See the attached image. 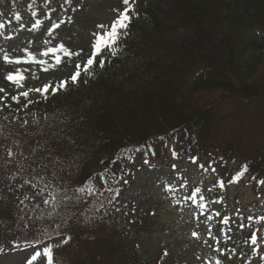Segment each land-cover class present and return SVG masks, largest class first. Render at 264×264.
<instances>
[{
    "label": "rangeland",
    "instance_id": "374dc122",
    "mask_svg": "<svg viewBox=\"0 0 264 264\" xmlns=\"http://www.w3.org/2000/svg\"><path fill=\"white\" fill-rule=\"evenodd\" d=\"M112 1L79 0L78 10L75 11L77 24L87 25L88 30L92 29L101 18L109 16ZM153 1L149 0V2ZM164 2L167 3L168 0ZM221 19L229 21L226 18V11L221 15ZM104 20L103 18L102 21ZM220 28L225 30L223 27ZM241 28L242 26H238L234 30L236 35L240 34ZM183 33L182 30L179 31V38H184ZM230 41L231 39L227 42ZM243 60L248 61L246 58ZM122 62L133 69H138L135 73L140 77L137 80L138 84L147 79V73L142 68L143 62L139 59L131 58ZM220 62V60L217 61L219 65H221ZM256 68L260 76L257 75L255 81L264 83V61L258 60ZM226 72L221 70V76L213 81L231 84L230 76L225 77ZM231 73H233L232 70ZM102 77L106 83H112L119 81L121 74H117L116 69L109 66L102 72ZM235 77L238 78V76ZM242 79L239 76L240 83L245 84L247 81ZM81 83V85L70 84L66 91L49 96L47 100L43 99L40 106L56 107L65 103L69 97L86 94L88 86L86 83ZM162 86L166 88V94L169 90L174 91L178 83L165 82ZM258 86L264 85L258 84ZM231 96L232 94H223V91L211 88L203 92L199 91L184 99L185 101L176 98L169 103V99L164 95L162 102L159 101L160 103L157 102L150 107L144 104L140 107L143 110L138 108L137 112L133 110L131 114L138 118L141 114L151 120L157 119L156 122L159 124H151V126L161 129L160 127L164 128V126L160 123L166 122V119H172L168 122L169 126L181 123H174L177 115L183 110L181 107L188 110L190 108L192 111L196 109L194 113H197L201 107ZM258 99L255 101L249 98L246 105L244 102V105L226 107L220 104L219 107L220 115L234 123L237 138L242 136L240 140L243 143L240 147L252 152L256 150L255 144L259 142L264 144V98ZM163 104L173 106L163 111L164 114L159 109V113L163 114L161 115L158 114L157 107H162ZM37 105L38 103L31 105L29 109L32 108L34 111ZM227 124L229 125L228 122ZM244 129L246 131L242 134L240 130ZM215 134H226L225 136L229 139L231 131L223 123L218 126ZM258 137L259 139H256ZM173 150H175V144L171 143L167 147L166 155L160 159L146 163L142 159L138 168H131L132 175L117 184L116 189H119V195L111 202L110 210L106 214V221L118 231L125 244L124 255L116 254V264L126 260L127 264H215L217 260H221L222 264H264V185L252 184L250 179L240 178L237 182L236 175L242 164V159L237 156L233 158L229 168L223 169L213 158L205 155L188 156L181 160L172 159ZM191 157L198 158L195 164L192 163ZM74 168L75 165L72 164L64 170L70 173ZM212 168L215 171H212ZM58 180H61V175L56 173L53 177L55 185ZM261 180H264V176ZM221 181L224 184L223 187L220 186ZM198 188L199 192H197ZM201 204L205 207L201 208ZM38 210L41 211H38V214L55 211L51 205H42ZM24 216L26 215L23 214L18 218V224L26 226L29 224L30 216H26L27 218ZM225 220L228 223H224ZM35 226L36 224L31 222L27 226L30 228L28 231L33 232ZM89 228V225L82 226L77 234L83 235V238L99 234L95 230L88 231ZM193 232H197L199 238L193 237ZM29 234L27 232L26 236ZM249 235L257 238L255 245L251 243L252 239L248 237ZM40 239L45 238L40 237ZM62 239H56L53 245H60ZM61 246L69 248L70 243ZM227 248H231L227 253L218 254L217 249L222 251ZM31 252L32 248L23 247L3 253L0 255V264H25Z\"/></svg>",
    "mask_w": 264,
    "mask_h": 264
},
{
    "label": "trees",
    "instance_id": "16d2710c",
    "mask_svg": "<svg viewBox=\"0 0 264 264\" xmlns=\"http://www.w3.org/2000/svg\"><path fill=\"white\" fill-rule=\"evenodd\" d=\"M225 10L236 17L235 25L237 27L240 26V23L242 24V22L248 20V22L259 24L261 29L252 39L246 38L243 35H240L238 38L235 37L231 33L233 23L228 21L225 25L224 22L226 21L221 19V15H223V11ZM172 16L174 17L173 21H175V17H178V21L181 20L188 22L189 25L191 24L193 26V38L195 39L191 38L187 45L180 48L178 45L174 49H172L174 43H169L164 39L163 44H160L158 41L160 50L158 52L159 57L157 58H162L161 53L163 52L168 55L164 60L167 62L171 59L174 65L188 59L192 61L196 59L198 63L199 61H203L200 63L205 66L204 77L206 79H204L201 85L196 86L194 94L212 88L223 91V94H232L231 97H227L231 99L244 98L243 101H245L249 98L258 99L259 97H264V86H258V84L264 85V83L255 81L258 75L256 68L258 60L264 61V0H183V2L175 6ZM241 16H244L245 19H242ZM220 27H223L225 30H221ZM230 39L231 41L227 42ZM243 58H246L248 61L243 60ZM218 60L221 61V65L217 63ZM165 61L161 62L154 69L155 75L153 80L147 82L140 90L117 89L112 92H106V86H103L97 90L99 94L87 100L89 106L82 98L76 100L81 108L78 109L77 105H71L58 119V124L61 125L59 131L63 133L62 137L65 140L70 138L72 140L71 144L69 145L68 141H57L54 130L49 131V142L46 140L45 142L52 148L57 149L56 151L61 152L69 149L68 152L72 150L74 153L79 154L80 152L89 158L92 156L93 161L88 165H86L87 161L84 162L81 168L83 170V178H87L91 174L88 173L87 168L90 166H100L99 153L101 156V150L99 146L97 148L95 146L100 142L102 143L101 139L103 138L105 142L102 151L110 156L117 149L126 145V143L134 145L151 136L181 129L188 126L189 123L196 121L201 114L210 116L209 114L211 113L213 116L211 104L201 107L197 113H194L196 109L192 111L190 108L188 110V108L181 107L183 110L180 111V114L185 117V121L169 126L168 122L172 121V119H166V122L162 121V123H166L164 125L165 128L160 127L161 129H155L153 128L154 126H151V124H159L156 122L157 119H153V121L147 117V120L141 114L139 118L133 117L134 114H131V111L135 110L137 112V109L143 107L142 105L144 104H147L148 107L152 104L156 105L157 102L164 100V95L169 99V103H172L171 101L176 100V98L179 99L176 91L169 90L165 94L166 88L162 86L165 82L170 83L171 75L179 72V69L170 70L164 65L167 64ZM221 70L223 72L227 71L225 77L230 76L231 84L215 83L213 81L216 77L221 76ZM231 70L233 73H231ZM233 76H238V78H234ZM239 76L240 79L243 78L247 82L245 84L243 82L240 83ZM235 79L239 87L234 84ZM128 82H130L129 78ZM156 84L158 86H155ZM165 105L157 107L158 114H161L159 113V109L163 113V111L173 106L172 104ZM138 110L143 109L140 108ZM99 250V246L89 249V251H92L90 258L93 252L98 253ZM111 254L112 252L109 253L108 257ZM88 261L91 260L88 259ZM91 264L108 263L94 261Z\"/></svg>",
    "mask_w": 264,
    "mask_h": 264
},
{
    "label": "snow or ice",
    "instance_id": "6c2138e0",
    "mask_svg": "<svg viewBox=\"0 0 264 264\" xmlns=\"http://www.w3.org/2000/svg\"><path fill=\"white\" fill-rule=\"evenodd\" d=\"M68 4L71 5L72 0H66ZM135 3L136 0H122V4L124 5L123 10L113 9L114 12L117 13L116 18L114 19L111 25L99 24L97 28L100 30H104L103 34L93 33L95 36L94 43L90 44V52L86 59H83L81 62H75L72 64V61L75 58H81L83 56V49L73 50L66 46L64 43H60L58 46L49 47L41 53V57H51L55 61L54 64L50 63L49 60L43 58H37L31 51L27 48L24 49L26 56L21 57H10L8 54H4L3 60L5 63L15 64V65H32L36 64L41 66L43 71L47 72L52 69L59 68L62 64L66 62L73 68L71 74L64 79H60L53 83H45L41 87L36 88H25V81L27 80V76L23 71L16 70L13 72H9L5 79L16 87L17 89H21L18 95L11 96V99L16 102L22 109H28L29 105L38 103L39 101L30 99V96L35 93L38 94L42 99L47 100L49 96H55L57 93L61 91H66L70 84L78 85L81 82L87 83V79L82 80V76L86 74H91L95 71V69L103 68L105 66V61L98 59L104 52L107 50L110 55H117L118 52V44L122 37L128 35V31L130 25L134 18H138L139 14L135 12ZM78 10V7L72 8V11L75 12ZM131 13V14H130ZM74 22L71 19L66 23ZM55 29H59L61 27L60 23H57ZM51 34V33H50ZM45 43H51V41H46ZM38 78V77H37ZM5 89L0 88V93H4ZM4 97H0V101H2ZM23 99V103H21ZM4 107H10V105H0V111H3ZM15 111V110H13ZM7 117H5V120ZM14 119H18L14 117ZM21 127H25L28 124L26 119L22 120ZM33 123H38V121H33ZM5 139L7 136L4 137ZM16 148L20 149V144L16 142ZM36 153V149H33L32 155L34 156ZM8 159L5 164L9 167L11 174L7 177L9 183L6 185L8 191L15 194L20 192L21 195L16 196V200L18 201L17 208L23 212L25 209H28L29 212H35L37 209H41L42 205H51L53 209L60 206L61 204L71 203L73 200L81 201L83 200V196H77L76 193H88L92 194L96 191L94 187L89 185L87 188L83 186L76 187L72 189V195H69V190L67 188L61 189L56 187L53 183V180H49L45 173V169L48 167V163H44L40 166V169L32 167L31 163L27 166L23 161L30 160L29 156H25L22 149L18 152L13 151L12 148L7 149ZM178 154L173 150V157H177ZM20 157L22 159H18ZM192 163H196L197 157H191ZM53 164L58 163V158H54L51 161ZM34 163V161H33ZM15 166L14 170L11 166ZM175 167V165L173 166ZM203 167V165H200ZM31 168L29 172L28 169ZM215 171L214 168L211 169ZM248 172L247 164L242 166V169L237 173V182L239 179ZM55 176V173H53ZM255 179V177H253ZM17 181H19L17 183ZM262 185H264V180L259 181ZM126 183V181H125ZM220 186L223 187L224 184L221 181ZM109 191H114L116 196L119 195V189L113 190L109 189ZM171 191V189H169ZM200 189H197L199 192ZM5 199L3 195H0V200ZM28 203H25V202ZM31 205V207H29ZM201 208L205 207V205L201 204ZM27 214V213H26ZM219 215V213H217ZM31 217H29V226L31 224ZM224 223H228L227 220ZM192 235L194 237L199 238V234L197 232H193ZM50 238V237H49ZM71 240L70 236H65L60 245H47L43 239H36L33 241H25L24 246L32 248L31 254L25 261V264H55L54 260V247H59L61 245L67 244ZM251 243L255 245L257 243V238L253 237ZM40 245H44L40 247ZM16 247H20L19 244L15 245ZM220 251V249H217ZM166 254V253H165ZM215 264H222L221 260H217Z\"/></svg>",
    "mask_w": 264,
    "mask_h": 264
},
{
    "label": "bare ground",
    "instance_id": "6f19581e",
    "mask_svg": "<svg viewBox=\"0 0 264 264\" xmlns=\"http://www.w3.org/2000/svg\"><path fill=\"white\" fill-rule=\"evenodd\" d=\"M172 111H175L174 109H172ZM175 122L174 123H179V122H183V121H185V117L184 116H182V115H180V114H178L177 115V118H175ZM166 123L164 122V123H161L160 125H162V126H164ZM173 125H176V124H173ZM167 127V126H166ZM175 127V126H174ZM165 128V127H164Z\"/></svg>",
    "mask_w": 264,
    "mask_h": 264
}]
</instances>
